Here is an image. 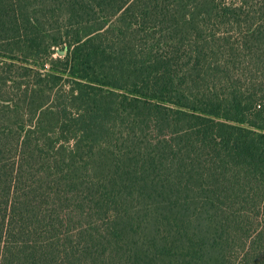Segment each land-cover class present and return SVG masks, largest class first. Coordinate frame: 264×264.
<instances>
[{"label": "trees", "instance_id": "1", "mask_svg": "<svg viewBox=\"0 0 264 264\" xmlns=\"http://www.w3.org/2000/svg\"><path fill=\"white\" fill-rule=\"evenodd\" d=\"M0 264H264V0H0Z\"/></svg>", "mask_w": 264, "mask_h": 264}, {"label": "rangeland", "instance_id": "2", "mask_svg": "<svg viewBox=\"0 0 264 264\" xmlns=\"http://www.w3.org/2000/svg\"><path fill=\"white\" fill-rule=\"evenodd\" d=\"M63 54H64V51H59V52H56V53L54 54V56L57 57L58 55H63Z\"/></svg>", "mask_w": 264, "mask_h": 264}]
</instances>
